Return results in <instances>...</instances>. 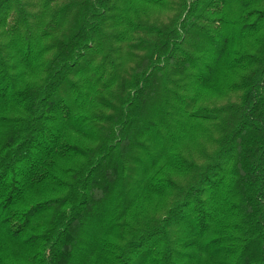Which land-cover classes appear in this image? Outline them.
Wrapping results in <instances>:
<instances>
[{"label":"trees","instance_id":"1","mask_svg":"<svg viewBox=\"0 0 264 264\" xmlns=\"http://www.w3.org/2000/svg\"><path fill=\"white\" fill-rule=\"evenodd\" d=\"M0 264H264V0H0Z\"/></svg>","mask_w":264,"mask_h":264},{"label":"rangeland","instance_id":"2","mask_svg":"<svg viewBox=\"0 0 264 264\" xmlns=\"http://www.w3.org/2000/svg\"><path fill=\"white\" fill-rule=\"evenodd\" d=\"M206 259H207V256H206Z\"/></svg>","mask_w":264,"mask_h":264}]
</instances>
